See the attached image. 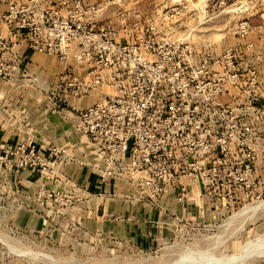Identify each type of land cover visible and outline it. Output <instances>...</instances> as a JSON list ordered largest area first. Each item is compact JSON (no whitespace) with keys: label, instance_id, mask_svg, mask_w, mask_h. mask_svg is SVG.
<instances>
[{"label":"rangeland","instance_id":"obj_1","mask_svg":"<svg viewBox=\"0 0 264 264\" xmlns=\"http://www.w3.org/2000/svg\"><path fill=\"white\" fill-rule=\"evenodd\" d=\"M92 1L106 5L99 18L117 27L121 41L167 13L171 27L194 28L188 37L210 44L215 53L251 45L249 68L258 83L246 87L264 103V0ZM242 28L245 34H239ZM184 34L177 29L173 37ZM35 53L43 57L26 60L27 75L0 79V137L9 143L32 139L38 147L65 145L68 158L53 177L48 169L5 164L0 150V264H264V255H255L252 246L257 239L264 242V142L241 153L233 141V176L211 179L210 189L209 181L184 177L160 197L104 192L85 139L73 130L71 137L83 148L56 143L48 115L38 112L51 110L43 99L50 89L61 98L52 123L63 122L58 111L69 110L63 101L69 96L52 79L72 61ZM100 94L96 89L82 96L78 107ZM250 118L255 127V115ZM70 124L73 129L74 121Z\"/></svg>","mask_w":264,"mask_h":264},{"label":"built area","instance_id":"obj_2","mask_svg":"<svg viewBox=\"0 0 264 264\" xmlns=\"http://www.w3.org/2000/svg\"><path fill=\"white\" fill-rule=\"evenodd\" d=\"M105 6L92 0H0V79L27 75L28 52L72 61L52 82L64 86L65 107L75 113L73 130L93 151L101 183L112 184L109 193L160 197L184 177L209 181L210 189L211 179L233 176V141L241 153L264 142V103L246 87L258 83L249 68L251 45L215 53L188 37L194 28L182 26L177 29L184 36L175 38L167 13L121 41L117 27L99 18ZM96 89L100 98L79 108L77 101ZM47 92L53 111L61 98ZM64 148L0 137L5 164L48 169L53 177L68 158Z\"/></svg>","mask_w":264,"mask_h":264},{"label":"crops","instance_id":"obj_3","mask_svg":"<svg viewBox=\"0 0 264 264\" xmlns=\"http://www.w3.org/2000/svg\"><path fill=\"white\" fill-rule=\"evenodd\" d=\"M27 56H28V58H30V59H36V58H41V57H43V56H41V55H38L37 53H35V52H28L27 53ZM87 96H90V95H87ZM44 99V101H48V98L46 97V98H43ZM97 100V97L96 96H94L93 98H90V100H89V102L87 103V102H85V100L84 101H81L80 102V104H82L81 106L82 107H85V106H87V104H90V103H93L94 101H96ZM46 101V102H47ZM48 103H49V101H48ZM42 109V110H41ZM68 111V112H67ZM38 112H40L41 114L40 115H48V117H49V120H48V126L50 127V128H53V131H54V135L56 136V143H65L66 145H68V146H72V147H75V148H83V146L81 145L82 143H76V142H74V140H77V138H72L71 136L73 135L72 134V132H73V129H72V126H71V124H70V121H74V116H75V113L74 112H72V111H69V110H66V111H64V110H62V111H58V113H63L64 114V116L65 117H63V122H61L59 125L58 124H53L52 123V119H51V117L53 116L52 114H54V113H56V112H54V111H51L50 110V108H39V110H38ZM65 119V120H64ZM64 126V127H63ZM48 127V128H49ZM59 133V135L60 136H58L57 137V135H56V133ZM74 134H75V132H74ZM76 135V134H75ZM82 138V137H81ZM84 139V138H83ZM95 177H97L96 175H95ZM99 179V178H98ZM113 190V186H112V184H108V183H104V186H103V191H106V192H111ZM169 194H170V192H169V190L167 191ZM166 192V193H167ZM167 193V194H168ZM116 195H119L118 193L116 194Z\"/></svg>","mask_w":264,"mask_h":264},{"label":"bare ground","instance_id":"obj_4","mask_svg":"<svg viewBox=\"0 0 264 264\" xmlns=\"http://www.w3.org/2000/svg\"><path fill=\"white\" fill-rule=\"evenodd\" d=\"M64 127V126H63ZM169 190V189H168ZM167 190V191H168ZM262 237V236H261ZM250 245V244H249ZM252 246L254 247L253 250L255 249V255H264V242H262L261 239H257L254 243H252ZM251 249V247H250ZM246 252V251H245ZM248 252V251H247ZM254 252V251H253ZM250 253V252H249ZM246 254V253H245ZM244 254V255H245Z\"/></svg>","mask_w":264,"mask_h":264}]
</instances>
